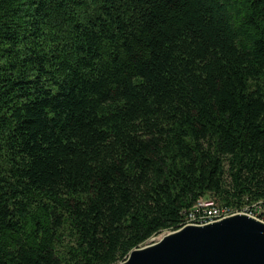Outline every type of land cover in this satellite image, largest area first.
Segmentation results:
<instances>
[{
  "label": "trees",
  "instance_id": "16d2710c",
  "mask_svg": "<svg viewBox=\"0 0 264 264\" xmlns=\"http://www.w3.org/2000/svg\"><path fill=\"white\" fill-rule=\"evenodd\" d=\"M200 198L264 210V0H0V264H118Z\"/></svg>",
  "mask_w": 264,
  "mask_h": 264
},
{
  "label": "water",
  "instance_id": "95a60500",
  "mask_svg": "<svg viewBox=\"0 0 264 264\" xmlns=\"http://www.w3.org/2000/svg\"><path fill=\"white\" fill-rule=\"evenodd\" d=\"M118 264H264V220L236 213L187 224L132 249Z\"/></svg>",
  "mask_w": 264,
  "mask_h": 264
},
{
  "label": "built area",
  "instance_id": "2783aa9c",
  "mask_svg": "<svg viewBox=\"0 0 264 264\" xmlns=\"http://www.w3.org/2000/svg\"><path fill=\"white\" fill-rule=\"evenodd\" d=\"M261 200L249 204L245 209H236L234 206L221 205L213 199L200 198L197 205L186 213L190 216V224H206L207 220H220L223 215L247 213L255 217L264 218Z\"/></svg>",
  "mask_w": 264,
  "mask_h": 264
},
{
  "label": "bare ground",
  "instance_id": "6f19581e",
  "mask_svg": "<svg viewBox=\"0 0 264 264\" xmlns=\"http://www.w3.org/2000/svg\"><path fill=\"white\" fill-rule=\"evenodd\" d=\"M213 201H215V200H213ZM198 202H199V200L197 201V203L195 205H197ZM228 216H230V215H223V218L228 217ZM213 221H215V220H207L206 223H210V222H213ZM187 224H190V216H186L185 215V217H184V219L182 221L181 227L184 226V225H187Z\"/></svg>",
  "mask_w": 264,
  "mask_h": 264
},
{
  "label": "rangeland",
  "instance_id": "374dc122",
  "mask_svg": "<svg viewBox=\"0 0 264 264\" xmlns=\"http://www.w3.org/2000/svg\"><path fill=\"white\" fill-rule=\"evenodd\" d=\"M257 218H259V217H257ZM259 219H262V218H259ZM262 220H264V219H262ZM185 226V225H184ZM167 232V231H166ZM164 233V232H163ZM163 233H161V234H159V235H156V236H154L153 238H151V239H153L154 241L155 240H157L159 237H161V235L163 234ZM151 241V240H150Z\"/></svg>",
  "mask_w": 264,
  "mask_h": 264
}]
</instances>
